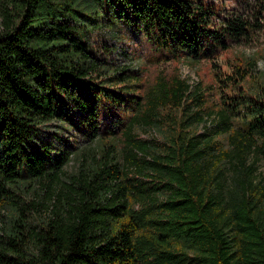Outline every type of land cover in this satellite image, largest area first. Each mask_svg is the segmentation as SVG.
Listing matches in <instances>:
<instances>
[{"label": "trees", "instance_id": "1", "mask_svg": "<svg viewBox=\"0 0 264 264\" xmlns=\"http://www.w3.org/2000/svg\"><path fill=\"white\" fill-rule=\"evenodd\" d=\"M234 1L0 0V206L13 202L0 264H264V187L252 173L228 187L223 169L227 157H264V86L199 134L203 104L185 79L161 71L148 85L95 42L128 25L168 60L208 59L264 29V0ZM233 113L244 125L230 154L217 138ZM52 122L60 140L38 145ZM77 135L95 148L80 150ZM73 156L80 169L57 192ZM35 183L53 212L36 224L17 200Z\"/></svg>", "mask_w": 264, "mask_h": 264}, {"label": "rangeland", "instance_id": "2", "mask_svg": "<svg viewBox=\"0 0 264 264\" xmlns=\"http://www.w3.org/2000/svg\"><path fill=\"white\" fill-rule=\"evenodd\" d=\"M225 3L227 8L235 6L234 0H225ZM221 13L224 14V11ZM117 32L119 35L117 40H114L112 33H101L98 36L100 40H95L99 45H101V41L107 43V45L100 46L98 53L101 58L109 60L116 67L139 68L148 85L161 71L168 76L180 75L191 85L192 98L195 94H199V100L203 104L201 109L204 122L198 128H194V131L199 134L204 135V133H211L218 129L221 123V114L231 108L232 101L239 100L241 96L251 94L262 85L264 86V29L252 33L241 43H233L228 50L219 51L213 57L195 61L188 58L168 60L167 54L157 50L152 42L128 25L119 27ZM239 66L247 69L248 74L245 78L236 72ZM235 115L234 113L231 115L233 131L217 138V145L230 154L234 153L235 143L233 141L239 137L238 131L244 125L241 117ZM55 127V122L45 124L35 142L38 144L59 141L60 138L53 134ZM136 132L137 136L147 140L163 141L164 138L163 132L159 128H139ZM74 141L80 150L93 149L96 145L93 138L83 135H77ZM1 152L0 145V155ZM228 158L224 160L223 164V169L228 177V187L232 186L235 180L246 182L249 173H252L253 184L257 189L261 186L264 187V157L256 153L248 155L245 167H242L239 157H232L230 160ZM78 160L73 156V159L63 167L61 183L56 188L57 192L62 188V183L70 181L71 177L79 171ZM17 200L21 206L26 208L28 218L32 219L35 224L41 220H47L53 215L50 193L46 183H35L33 186L26 184V188L22 186L21 189H17ZM11 203L13 202L11 201ZM11 203L0 206V241L13 215Z\"/></svg>", "mask_w": 264, "mask_h": 264}]
</instances>
